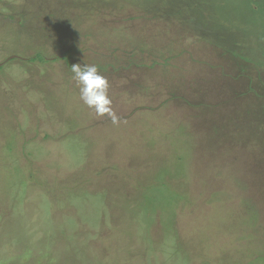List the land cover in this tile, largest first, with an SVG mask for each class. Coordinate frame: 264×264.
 <instances>
[{
    "label": "rangeland",
    "instance_id": "374dc122",
    "mask_svg": "<svg viewBox=\"0 0 264 264\" xmlns=\"http://www.w3.org/2000/svg\"><path fill=\"white\" fill-rule=\"evenodd\" d=\"M0 264H264V0H0Z\"/></svg>",
    "mask_w": 264,
    "mask_h": 264
},
{
    "label": "clouds",
    "instance_id": "9594fccd",
    "mask_svg": "<svg viewBox=\"0 0 264 264\" xmlns=\"http://www.w3.org/2000/svg\"><path fill=\"white\" fill-rule=\"evenodd\" d=\"M71 71L74 79L80 85V98L90 109L95 110L97 115L109 114L113 123H118V118L112 112L111 100L108 96V81L100 75L94 65H72Z\"/></svg>",
    "mask_w": 264,
    "mask_h": 264
}]
</instances>
